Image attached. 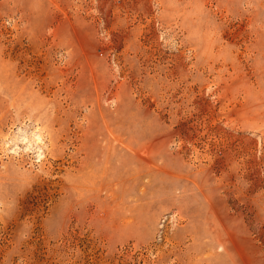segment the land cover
Segmentation results:
<instances>
[{"label": "rangeland", "instance_id": "obj_1", "mask_svg": "<svg viewBox=\"0 0 264 264\" xmlns=\"http://www.w3.org/2000/svg\"><path fill=\"white\" fill-rule=\"evenodd\" d=\"M0 264H264V0H0Z\"/></svg>", "mask_w": 264, "mask_h": 264}]
</instances>
